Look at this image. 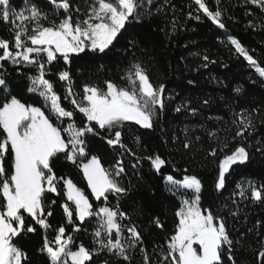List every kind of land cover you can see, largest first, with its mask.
<instances>
[{"label": "trees", "instance_id": "trees-1", "mask_svg": "<svg viewBox=\"0 0 264 264\" xmlns=\"http://www.w3.org/2000/svg\"><path fill=\"white\" fill-rule=\"evenodd\" d=\"M58 3L60 1L10 0L15 12L31 5L38 7L48 17L42 21L45 26L53 20L58 23L66 15L57 7ZM92 3L93 0H70L68 14L74 22L83 20ZM205 3L213 11L220 8L223 29L198 11L195 0H152L151 4L145 5L152 15L130 21L104 53L86 49L71 54L67 64L59 55L52 64H46L45 78L53 83L61 105L73 111L71 120H56L43 97L38 92L28 91L33 86L30 78L38 75L35 65L0 61V78L6 81L5 85H0V106L6 98L16 96L25 104L40 107L52 123L61 128L73 121L77 127L88 122L71 103L72 97L64 99L69 85L59 80L60 71L70 73L71 88L77 101L82 100L85 85L105 90V82L111 81L129 87L126 76L134 63L147 69L154 86L165 85L164 107H157L152 128L125 121L117 129L125 148L107 144L111 133L99 130L97 135L84 136L85 157H78L73 163L58 154L51 161L57 177L71 179L83 190L94 211L108 207L126 213L117 217L122 228V242H128L129 228L134 227L141 234L142 243L128 250L132 257L130 262H122L120 257L104 250L93 255L86 264H143L142 248L150 257V264H160L161 246L166 248V241L178 223L175 213L181 206V198L191 196L189 190L168 184L165 179L168 175L175 181L193 175L201 181L200 207L225 219L231 238L237 242L233 248L236 264H264V258L259 257V252L264 250L261 244L264 240V200L254 201L248 185L249 181L257 188L264 185V78L235 52L229 42L230 37L238 39L264 67V9L250 0H205ZM196 16L200 19H195ZM13 21L14 17L8 22L0 19V39L8 40L10 48L15 50ZM204 56L208 61L203 59ZM44 59L46 56L41 54V60ZM237 87L241 88L239 93L234 91ZM177 107L181 108L179 112L175 110ZM240 113L250 114L255 125L254 130L242 137L236 136L238 127L233 123L238 122L237 114ZM4 135L0 129V139ZM62 135L68 139L66 133ZM186 142L190 147H184ZM225 144L227 148H224ZM237 146L245 147L249 158L243 164L234 165L226 174L225 187L217 189L218 161ZM221 148L224 151H220ZM213 149L217 150L216 156L210 154ZM156 155L165 160L159 173L148 159ZM92 156H97L105 169L114 168L117 161L122 162L124 172L117 179L126 193L109 194L107 201L96 200L80 168V164ZM11 158L9 152L4 161L9 170ZM237 185L246 190L247 198H241ZM57 189V193H46V210L52 212L51 216H46L49 228H42L24 214L26 226L31 225L36 231H24L14 238L15 245L27 254L22 264H50L40 249L45 237L54 245L61 225L66 229L64 238L72 237V250H77L80 245L89 250L99 247L94 231L99 227L100 218L94 215L79 221L74 215V223L69 224L62 205L68 203L73 209L75 206L67 200L62 180L57 182ZM156 219L163 227L154 223ZM77 228L79 230H75ZM224 264L230 262L225 258Z\"/></svg>", "mask_w": 264, "mask_h": 264}, {"label": "snow or ice", "instance_id": "snow-or-ice-1", "mask_svg": "<svg viewBox=\"0 0 264 264\" xmlns=\"http://www.w3.org/2000/svg\"><path fill=\"white\" fill-rule=\"evenodd\" d=\"M55 2L56 0H53V3ZM151 2L152 0H93L85 18L76 19L74 22L73 17L68 14L71 10L70 0H60L57 7L63 9L66 15L58 23L53 20L45 26L42 21L47 20L48 17L35 5L15 12L10 0H0V19L8 22L10 17H15V20L20 21L14 30L15 50L10 48L8 40L0 39V50H2L0 61H11L14 65L22 63L35 65L38 75L30 78L33 86L28 91L38 92L43 97L56 120L63 121L64 118L71 120L74 113L61 105V98L54 90L53 83L45 78V65L56 61L58 55L67 64L71 54H79L86 49L104 53L118 39L122 30H126L130 21H139L141 16L152 15L145 7ZM250 2L264 9V0H250ZM195 4L198 5V11H202L213 24L221 29L225 27L219 7L213 11L205 0H195ZM76 11L79 12V9ZM188 15L192 16L191 13ZM195 19L199 20L200 16H196ZM29 22L33 24L31 30L28 27ZM229 42L234 46L235 52L264 78V67L249 54L241 42L232 37L229 38ZM41 54L46 56L43 61ZM203 59L208 61L207 56ZM58 77L59 80L68 82L67 95L64 99L72 97L71 103L88 122L85 126L77 127L74 121L66 128L55 126L40 107L25 104L16 96L6 98L0 106V129L5 134L3 139H0V264H22V260L27 259V254L14 243V238L22 232L36 231L31 225L26 226L25 213L42 228L50 227L46 216H51L52 212L46 210V193H57V182L60 180L63 181V187L66 189L67 200L75 206L73 209L68 203L62 205L69 224L74 223V215L79 221H85L86 218L94 215L100 218L99 227L94 231L95 243L99 247L89 250L80 245L77 250H72L70 247L72 237L64 238L66 229L61 225L55 235V246L45 237L40 249L47 255L50 264H69V261L70 264H86L92 260L93 255L104 250L120 257L122 262H130L132 257L128 250L142 243V237L132 227L128 229L130 233L128 242H122V228L117 222V217H123L126 213L108 207L94 211L83 190L71 179L57 177L51 161L58 154H63L65 159L73 163L78 157H85L84 136L89 133L97 135L99 130L111 133V138L106 140L107 144L125 148L126 146L121 143V132L117 129L125 121L135 122L146 129L152 128L157 107L160 109L164 107L165 85L154 86L147 69L140 63H134L128 69L126 76L129 87H121L111 81L105 82V90L85 85L82 100L77 101L71 88L70 73L67 70L60 71ZM5 84L6 81L0 78V85ZM234 91L239 93L241 88L237 87ZM175 110L179 112L181 108L177 107ZM192 111L195 112V109ZM237 115L238 122L233 121L238 127L236 136L242 137L249 130H254L255 125L250 114ZM62 133L68 134L67 140ZM210 135L214 134L210 133ZM184 147H190V143L186 142ZM227 147L228 145L225 144L224 148ZM224 148L220 151H224ZM216 151L213 149L210 154L216 156ZM9 152L12 155L10 170L4 163L5 156ZM248 158V152L243 146H237L230 154L223 155L218 161L215 187L223 189L226 174L230 169L238 163H245ZM148 159L151 167L159 173L165 160L159 155ZM81 168L96 200L103 198L107 201L109 194L126 193L127 190L117 179L124 172L121 161H117L114 168L105 169L100 159L92 156L87 163L81 164ZM165 179L178 188L192 190L193 198L183 199L180 208L176 211L178 223L174 233L166 241V248L161 246L160 251L163 255L160 264L165 262L224 264L225 258L230 264H236L233 248L234 243L237 242L231 238L225 219L200 207L201 181L194 175L186 176L183 181H175L171 175L166 176ZM248 185L254 201L264 200L262 195L264 185L257 188L251 181ZM237 187L240 189L241 198H247L246 190L240 185ZM154 223L163 227L159 219ZM261 244L264 247V240ZM141 252L144 253L143 264H150L147 252L143 248ZM259 257L264 258V250L259 252Z\"/></svg>", "mask_w": 264, "mask_h": 264}, {"label": "rangeland", "instance_id": "rangeland-1", "mask_svg": "<svg viewBox=\"0 0 264 264\" xmlns=\"http://www.w3.org/2000/svg\"><path fill=\"white\" fill-rule=\"evenodd\" d=\"M14 21H15V27H16V25L17 24H19L20 23V21L19 20H15V17H14ZM33 26V24L31 23V22H29L28 23V27H29V30H31V27ZM30 43V42H29ZM45 56V55H44ZM132 122V121H131ZM67 126H68V124H67ZM66 126V127H67ZM67 134V133H66ZM67 137H68V134H67ZM91 158V157H90ZM89 158V159H90ZM83 163H87V161L86 162H82L81 164H83ZM81 164H80V168H81ZM81 171H82V173H83V170H82V168H81ZM84 175V174H83ZM84 178H85V180H86V182H87V179H86V177L84 176ZM167 181V180H166ZM167 183L169 184V182L167 181ZM88 185V184H87ZM171 185V184H170ZM172 187H174V188H178V187H176V186H174V185H171ZM90 189V188H89ZM179 189H184V188H179ZM185 190H189L190 192H191V196L190 197H182L181 198V202H182V200L183 199H192L193 198V192H192V190H190V189H185ZM90 191H91V189H90ZM65 192H66V189H65ZM66 195V194H65ZM66 198H67V196H66ZM53 246H55V243H54V245Z\"/></svg>", "mask_w": 264, "mask_h": 264}, {"label": "water", "instance_id": "water-1", "mask_svg": "<svg viewBox=\"0 0 264 264\" xmlns=\"http://www.w3.org/2000/svg\"><path fill=\"white\" fill-rule=\"evenodd\" d=\"M56 1H60V0H56Z\"/></svg>", "mask_w": 264, "mask_h": 264}]
</instances>
